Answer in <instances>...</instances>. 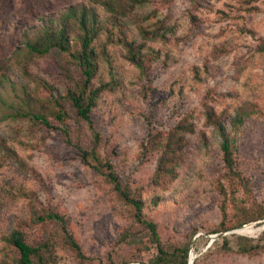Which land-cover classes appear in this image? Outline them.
Returning <instances> with one entry per match:
<instances>
[{
	"label": "rangeland",
	"instance_id": "374dc122",
	"mask_svg": "<svg viewBox=\"0 0 264 264\" xmlns=\"http://www.w3.org/2000/svg\"><path fill=\"white\" fill-rule=\"evenodd\" d=\"M84 1L0 0V76L12 81V87L0 85V261L7 264L18 259L4 241L13 230H21L29 244L46 242L54 264H147L156 254L129 206L80 160L75 146L88 144V131L70 104L61 101L63 121L48 115L49 128L13 110L24 85L43 110L53 109V99L73 86L69 74L77 69L67 58L35 59L26 74L14 52L23 46L24 35L40 29L43 15ZM135 13L128 20L129 41L143 42L137 24L145 16L164 21L170 30L163 39L145 42L156 55L143 75L121 47L111 48L112 73L120 84L100 96L92 121L115 172L147 204L143 213L155 224L163 247L188 243L192 264H264V252L223 253L212 245L230 235L257 238L264 223L215 232L222 216L213 180L223 166L219 139L201 116L204 101L217 113L243 103L259 106L237 137V168L249 179L252 198L238 191L236 202L228 204L227 224L232 225L241 208L264 206V0H148ZM104 75V81L111 80L108 71ZM38 76L43 83L36 82ZM187 114L205 131L208 150L193 136L173 184L151 186L158 152L143 155L147 131H168ZM140 187L145 189L138 192ZM151 200L158 201L156 207H149ZM49 211L64 219L86 262L79 263L66 248L59 223L35 221ZM127 231L133 235L117 243Z\"/></svg>",
	"mask_w": 264,
	"mask_h": 264
},
{
	"label": "trees",
	"instance_id": "16d2710c",
	"mask_svg": "<svg viewBox=\"0 0 264 264\" xmlns=\"http://www.w3.org/2000/svg\"><path fill=\"white\" fill-rule=\"evenodd\" d=\"M147 1L86 0L62 8L55 14L50 13L39 18L40 29L34 28L30 36L24 35L23 46L14 52V57L20 58L17 64L22 68L23 73L31 74L30 66L35 59L46 61L55 57L67 58L70 64L76 65L77 69L74 74H69L73 86L66 88L64 95L53 99V109L43 110L36 106V100L29 85H24L22 86L23 94L18 97L13 110L15 116L39 122L49 128L48 115L58 121L64 120L61 101L66 100L88 131V144L75 146L80 160L89 171L101 176L104 183L112 187L118 198L131 209L129 211L131 218L143 224L148 233L147 239L156 254L152 255L147 264H188L189 244L163 247L155 224L143 213L147 204L141 198L131 194L129 186L124 185L115 172L101 135L92 121V112L100 96L107 87L114 88L120 84L112 73L114 61L110 53L111 48L121 47L124 50L123 57L139 70V75H143L146 67L152 62L151 58L156 55L145 42L151 39H163L165 31L170 30L166 28L164 21L145 16L137 24L138 36L143 42L136 43V40H128L126 34L128 20L132 16H137L135 13L137 5ZM105 71L112 74L111 80L104 81ZM11 82L5 74L0 76V85L10 84L12 87ZM36 82L43 83L42 77L38 76ZM255 112H260L259 106L255 103H243L231 112L225 109L219 113L206 101L201 105L204 126L211 128L219 139L218 150L221 153L223 166L220 176L213 180V188L218 196L219 211L222 216L216 233L230 231L251 222H260L258 225L264 223V206L260 204L255 203L247 209L241 208V213L234 217L236 219L232 225L227 224L226 212L228 204L236 202L238 191H242L246 198H252L249 179L244 177L237 168V137L245 128L246 120ZM64 134L67 135L66 130ZM196 135L199 136L203 148L208 150L205 131L198 128L189 114L184 115L176 126L163 133L148 129L146 141L142 144L143 155L158 152L154 173L150 180L151 186L166 189L173 184L178 176L176 167L182 160L183 149ZM144 189L140 187L137 191L142 192ZM151 201L152 205L149 207H156L158 201ZM35 221L59 223L66 248L79 263L86 262L80 246L67 232L62 217L49 211L42 216H36ZM132 235L130 231L121 233L117 243H126ZM230 237L231 239L227 236L221 237L212 245H219L223 253L235 251L242 255L256 256L264 252V230L257 238L239 235H230ZM4 241L6 245L14 247L17 251L18 259L14 262L15 264H54L56 261L49 253L50 246L46 242L38 245L29 244L21 230L11 231ZM45 251L47 252L44 254ZM0 264L7 263L0 261ZM108 264L115 263L109 261Z\"/></svg>",
	"mask_w": 264,
	"mask_h": 264
},
{
	"label": "water",
	"instance_id": "95a60500",
	"mask_svg": "<svg viewBox=\"0 0 264 264\" xmlns=\"http://www.w3.org/2000/svg\"><path fill=\"white\" fill-rule=\"evenodd\" d=\"M244 226H245V225H244ZM221 236H222V234H218V235L212 237V241L210 242V244H212V242L214 241L215 238H218V237H221ZM189 259H190V258H188V264H192V262H191Z\"/></svg>",
	"mask_w": 264,
	"mask_h": 264
},
{
	"label": "bare ground",
	"instance_id": "6f19581e",
	"mask_svg": "<svg viewBox=\"0 0 264 264\" xmlns=\"http://www.w3.org/2000/svg\"><path fill=\"white\" fill-rule=\"evenodd\" d=\"M191 262H192V260L191 259H189Z\"/></svg>",
	"mask_w": 264,
	"mask_h": 264
}]
</instances>
